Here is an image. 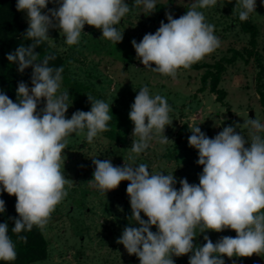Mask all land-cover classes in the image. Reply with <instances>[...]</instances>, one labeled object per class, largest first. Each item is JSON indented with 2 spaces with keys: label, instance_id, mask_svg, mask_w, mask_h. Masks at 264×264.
<instances>
[{
  "label": "clouds",
  "instance_id": "clouds-1",
  "mask_svg": "<svg viewBox=\"0 0 264 264\" xmlns=\"http://www.w3.org/2000/svg\"><path fill=\"white\" fill-rule=\"evenodd\" d=\"M52 2L59 7L42 14L49 0H17V11L27 13L29 27L24 38L32 42L21 44L6 58L18 65L20 73L32 67L33 86L19 82L18 102L0 91V193L16 197L19 218L14 219L11 231L17 234L31 231L33 226L44 230L68 195L66 186L71 187L73 181L62 171L68 138L87 130L86 139L91 144L108 130L112 118L109 104L90 95V111L77 110L66 118L69 92H60L63 67L49 66L50 56L38 61L35 49L50 39V28H59L67 45L78 44L86 24L101 30L102 38L122 42L123 33L114 25L131 10L125 0ZM217 2L196 0L179 18L166 12L168 22L161 21L154 34H145L139 43L133 39L132 46L144 67L175 79L179 69L190 68L219 48L215 26L197 10ZM139 5L151 13L156 0H134L133 7ZM237 7L240 21H246L256 9V0H236ZM42 99L46 104L38 111ZM170 112L165 97L150 95L147 86L138 91L129 112L134 124L132 136L138 138L133 139L131 152H145L153 139L169 143L164 131L172 124ZM243 125L251 126L250 147H245L249 140L236 132L240 125L225 126L214 138L207 137L199 126L188 125L192 133L188 144L198 150L196 163L203 171L199 184L180 179L179 190L173 174L151 173L147 164L114 166L110 160L93 158L95 171L89 184L102 195L117 189L122 181L130 182L126 188L132 210L129 219L139 227H125L116 243L138 257L140 264H175L173 256L189 253H193L189 264H225L223 256L231 259L264 253V138L259 134L264 132V124L255 118ZM4 212L5 201L0 199V213ZM152 226L157 231H151ZM197 229L199 233L231 229L237 235L221 237L216 243L204 235L203 246H194ZM8 232V224L0 223V261L4 262L14 261L17 255Z\"/></svg>",
  "mask_w": 264,
  "mask_h": 264
},
{
  "label": "rangeland",
  "instance_id": "rangeland-1",
  "mask_svg": "<svg viewBox=\"0 0 264 264\" xmlns=\"http://www.w3.org/2000/svg\"><path fill=\"white\" fill-rule=\"evenodd\" d=\"M195 2L156 0L154 11L148 13L143 5L133 7L134 0H125L131 10L114 25L123 33L122 42L117 44L102 38L101 30L87 24L79 43L71 46L65 43L66 37L59 28L49 29L50 39L39 44L36 50L48 46L52 50L49 66L63 67L60 92H69L65 117L70 119L77 110L90 111L87 96L90 95L109 104L112 118L108 130L99 133L91 144L86 139L87 130L85 134H72L68 138L62 171L73 184L66 186L68 195L56 207L44 230L33 226L31 231L13 233L14 219L19 218L15 210L16 197L0 193V199L5 201L0 223L8 224V235L17 253L14 261H0V264H140L138 257L129 255L122 244L116 243L125 227H139L129 219L132 210L126 188L130 182L122 181L117 189L102 195L89 184L95 171L93 158L110 160L114 166L147 164L151 173L173 174L177 179L175 188L179 190L180 179L199 184V174L203 171V166L196 163L198 150L188 144L192 134L189 124L199 126L209 138H214L225 126L240 125L236 132L249 140L245 147H250L251 126L243 124L255 118L264 124V0H256V9L248 18L257 26L253 43L251 34L241 26L236 0H218L213 7L197 8L204 13L206 22L215 26L214 34L220 39V47L190 68L179 69L175 79L145 68L132 46L133 39L139 43L145 34H154L161 21L167 23L166 12L179 18ZM0 3V91L18 102L19 82H25L29 88L33 86L32 70L20 73L18 65L10 63L6 56L21 44L27 46L32 42L24 38L29 24L27 13L17 11V0H1ZM58 7V3L49 0L42 14ZM233 54L235 58L230 61L228 58ZM219 61L225 66L217 84L225 91L221 99L211 90L212 75L207 73L214 71V64ZM144 86L148 87L150 95L159 94L167 99L172 124L164 131L169 143L160 144L153 139L145 152L136 154L131 152L133 139L138 138L132 136L134 124L129 112L135 96ZM45 104L46 100L42 99L37 110ZM184 124L188 134L178 141V131ZM259 134L264 138V132ZM141 217L147 220L143 213ZM150 230L157 231L155 226ZM204 235L216 243L221 237L237 234L231 229L205 233L197 229L194 246H203ZM191 255L193 253L172 259L175 264H189ZM222 258L225 264H264V253Z\"/></svg>",
  "mask_w": 264,
  "mask_h": 264
},
{
  "label": "trees",
  "instance_id": "trees-1",
  "mask_svg": "<svg viewBox=\"0 0 264 264\" xmlns=\"http://www.w3.org/2000/svg\"><path fill=\"white\" fill-rule=\"evenodd\" d=\"M240 22H241V26H242L243 30H245L251 34V41L253 43L254 37L257 34V26L250 19H247L246 21H243V22L240 21ZM35 51L37 53H39L38 61H42L45 57L51 56V52H52V50L48 46H44L41 50L35 49ZM234 58H235V55L233 54L228 59L230 61H232ZM214 66L216 67V69L214 71L207 72L209 75H212V81H211L210 88L212 91L216 92L218 94V97L221 99L225 95V91L220 89L217 84H218V80H219V75L224 70L225 66H224V63L222 61L216 62L214 64ZM25 70H32V67L30 66L29 68H26ZM205 75L203 76L204 81H205ZM206 83L207 82L205 81V85H206ZM82 111L88 112L85 109H82ZM187 134H188V128H187V125L184 124L180 128V130L178 131L177 140L179 141V140L183 139L185 136H187Z\"/></svg>",
  "mask_w": 264,
  "mask_h": 264
},
{
  "label": "water",
  "instance_id": "water-1",
  "mask_svg": "<svg viewBox=\"0 0 264 264\" xmlns=\"http://www.w3.org/2000/svg\"><path fill=\"white\" fill-rule=\"evenodd\" d=\"M250 114L252 115L253 114V111L251 110Z\"/></svg>",
  "mask_w": 264,
  "mask_h": 264
}]
</instances>
